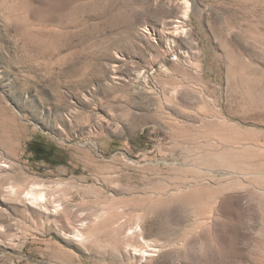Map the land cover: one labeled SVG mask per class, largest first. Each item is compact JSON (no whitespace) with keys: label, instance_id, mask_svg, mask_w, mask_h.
Returning <instances> with one entry per match:
<instances>
[{"label":"rangeland","instance_id":"obj_1","mask_svg":"<svg viewBox=\"0 0 264 264\" xmlns=\"http://www.w3.org/2000/svg\"><path fill=\"white\" fill-rule=\"evenodd\" d=\"M0 155V264H264V0H0Z\"/></svg>","mask_w":264,"mask_h":264},{"label":"bare ground","instance_id":"obj_2","mask_svg":"<svg viewBox=\"0 0 264 264\" xmlns=\"http://www.w3.org/2000/svg\"><path fill=\"white\" fill-rule=\"evenodd\" d=\"M32 13L36 16L38 14V11L39 9L37 8H32ZM58 18V16L56 14H53V13H45V15H42L40 17V20H42V22L44 23H48L50 21H54ZM42 27V26H41ZM2 158V156L0 155V159ZM4 159V158H3ZM0 166L2 167H8L10 165H8L7 163L4 162V160H0ZM1 170V169H0ZM14 181H15V184L14 185H11L10 188H11V191L13 193H15V195L17 196H20V195H23L29 199L31 202H37V201H46V193L44 192H37L35 190V187L34 185L30 184V181L29 179L27 178H24L21 180L20 176L19 175H16L14 177ZM38 189V188H36Z\"/></svg>","mask_w":264,"mask_h":264}]
</instances>
